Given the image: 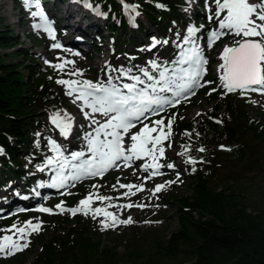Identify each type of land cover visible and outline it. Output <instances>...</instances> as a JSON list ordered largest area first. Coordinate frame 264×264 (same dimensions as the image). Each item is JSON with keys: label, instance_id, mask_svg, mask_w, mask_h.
Listing matches in <instances>:
<instances>
[{"label": "trees", "instance_id": "obj_1", "mask_svg": "<svg viewBox=\"0 0 264 264\" xmlns=\"http://www.w3.org/2000/svg\"><path fill=\"white\" fill-rule=\"evenodd\" d=\"M79 1L92 19L99 18L97 9L103 12L104 29L96 32L95 45L103 43L106 29L115 50L127 53L132 62H147L150 51L140 43L142 38L153 42L150 29L140 20L132 24L126 18L122 0H88L90 6H85L86 0ZM126 1L139 7L148 24L167 41L163 46L174 53L183 46L179 29L193 24L200 29L204 23L192 14L191 0ZM20 43L14 29L0 25V49L14 48V55L24 57L13 62L11 54L0 53V190L8 197L0 212L5 208L4 215L10 216L6 223L0 220V235L33 217L20 213L19 207L36 204L41 192L37 182L45 171L39 173L37 166L46 150L40 143L44 118L38 110L67 115L57 76L40 66L39 56L32 50L22 49L21 53ZM7 58L11 60L6 62ZM220 87L222 84L210 87L214 104L196 115L188 117L191 102H186L162 117L170 119L182 145L181 161L191 191L177 198V229L169 234L156 232L147 245L136 242L120 251L118 245L93 238L97 230L83 219L71 224L74 216L69 213L45 214V223H56L63 229L60 235L49 238L38 235L35 244H41V249L30 264H264V207L245 198L240 182L246 175L264 171V114L250 115L247 100ZM15 184L20 194L26 195L23 202L12 193ZM96 187V183L87 184L67 204L76 208L82 199L97 192Z\"/></svg>", "mask_w": 264, "mask_h": 264}, {"label": "rangeland", "instance_id": "obj_2", "mask_svg": "<svg viewBox=\"0 0 264 264\" xmlns=\"http://www.w3.org/2000/svg\"><path fill=\"white\" fill-rule=\"evenodd\" d=\"M64 1L65 2L62 3V0H39V4L47 19L55 23L52 25L55 36L53 39L44 28V19L40 16L34 17L32 15V12L37 11L35 6H27L25 0H0V25L11 27L15 30L17 35L21 38V43L18 46V49H21V53L23 50H32L39 56L37 57V62L40 66L48 68L51 70V73H55L58 87L62 88L64 94L65 105L63 109L67 114L66 116L64 114L53 115L46 113L43 109L38 110L39 117L44 118V123H42L44 125L40 131L42 138L40 143L46 150V153L37 166V171L39 173L45 171L44 176L40 177L37 182V188H42L44 192L47 184L49 187L52 185L53 191L48 190V192L45 194L43 193L41 195L43 197H41L39 190L37 201L41 202L40 205L37 208L30 206L29 209H23V212H20L23 214L31 213L33 217L28 218L23 224L17 225L18 227H23L26 222L31 221L32 224L39 223L41 228L39 231H31L30 235L25 234L21 243H27L28 246L23 248V250L16 251L11 255L0 253V264H30L35 261L36 254L41 249V244H35L39 237L38 235L43 233L45 238H49L54 234H61L63 229L61 225L56 223H45V214L49 212L41 211V208L53 209L55 213H59V216L69 213L71 216H74L71 224L77 223L78 218L83 219V222L92 224V228L97 230L93 238H101L103 244H108L110 246L118 245L119 250L124 251L127 246H133L136 242L143 246L147 245L156 232L169 234V232L177 229V198L191 193L186 173L184 172L185 165L183 161H181L182 145L178 140L172 124L170 129L171 135L167 140L163 141L162 146L164 149L176 152L177 155L174 159L167 160L166 162H164L162 158L160 164L164 166L161 170L157 171L154 168L145 170L143 166L149 164L147 160L134 158L130 162H125L122 159L111 171L104 172L102 175H89L79 180H69L63 187H58L54 183L60 165L59 163L48 164L47 161L50 158H55L57 161H60V153H62L63 157H68L70 159L71 153L77 151H83L85 153L82 159H88L92 155L88 152L87 131L83 130V125L86 124L83 115H85L86 112L90 113L89 117L100 123H103L107 119L100 113H91L90 108L82 107V101L79 102L73 94L69 95L70 89L68 86L58 81L71 80L82 83L85 80H90L93 82L104 81L106 83L111 78L113 83L123 84L134 83V81L130 79V75H140L141 79L145 80V83H148L147 78L143 76L140 70L150 68L149 70L147 69L148 72L158 77L159 70H163L165 67L168 68L169 73H171L173 68H179L180 65L177 64L176 61L180 59L181 49L187 50L193 46L191 43H185V38L189 36L188 29L198 28L196 24H193L184 25L179 29V38L183 42V46L178 52L174 53V50H167L166 46H163L164 40L158 36L153 26L148 24L143 12L137 9L134 10L133 16L149 27L153 40V42H149L147 38H142L144 41L140 44L145 45L146 49L150 51L148 55L149 58L146 59V63H135L132 62V58L129 59L127 53L122 54L120 51L115 50L113 40L111 37L106 36V29L103 32V43L99 46H97V44L95 45V33L98 28H103L105 22L102 16H100L101 18L91 20V13L87 7L82 6L79 0L72 1L71 7L73 8H71V11L69 5H66V2H69V0ZM190 2L193 7L191 11L192 14L204 21L203 26L195 32L192 40L195 42V45L199 46L201 49L203 57L207 60V64L205 65L206 71L200 79V84L203 86L196 87L194 89V94L189 91L185 96L179 97V101L191 102L186 110L188 117H192L214 104V101L210 99L209 95L210 87L212 85L221 86L222 84L220 77L223 70L220 69L219 66L223 63V50L226 46H233L236 40L241 39V37H237L234 34H226L209 46L210 32L218 28V21L215 18L216 5L214 0H191ZM250 2L255 4L258 3L259 0H250ZM135 5L136 4H133V6ZM69 12H74L81 16L86 25L83 33L90 32L87 34H92L90 47L92 51L90 54L86 51L84 52L78 45L65 46L63 39L68 34V30H66L64 26L66 21H70L69 18H72ZM137 13H139V15H137ZM210 15L213 17L211 20L208 19ZM87 17H89L90 20ZM38 24L41 25V27H35V25ZM59 27H63L62 30ZM57 31L58 35L56 33ZM156 41L159 43L154 44ZM56 43H59L61 47H52V45ZM140 44L138 46H140ZM13 50L14 48L7 50L0 49V53L4 54L7 52L11 54L13 62L18 60L23 61L24 57H17L13 54ZM157 52H160V55H156ZM170 52L173 54H171L169 59H166V55L168 56ZM11 59L7 58L6 62ZM151 61H155L159 64L160 69L153 68L150 63ZM60 64L64 65L62 69L56 67V65ZM184 67H187V65H184ZM121 70H130V73L129 75H124ZM209 81L211 83H207ZM221 88L225 90L223 87H220V89ZM236 92L240 97H243L249 102L248 110L250 115L258 117L260 113L264 114V93L248 91L245 94H241L240 91ZM175 104L176 103L165 106L161 111V115H159L163 117V113L165 111L168 112ZM159 115H149L147 119H142L141 122L136 123V126L132 128L129 133L124 135L123 143L131 146V135L138 132L145 123L149 124L150 127L153 126V121L162 119V117H158ZM54 116L71 125V134H69L68 137H59L57 134L53 133V129L50 128V125L53 123ZM169 122H171L170 119L164 121L165 132L169 131L166 127ZM157 134L158 133H153L154 136ZM56 146L59 147V152L54 150ZM149 147H151V145H149ZM261 160L264 166V153L261 155ZM72 163H78V161H72ZM168 164H173L174 167L169 168L167 167ZM71 171L72 169L70 167H66L64 174L66 176L70 175ZM160 172H165L166 174L160 175L158 178L154 177L153 173ZM39 173L38 175L40 176ZM240 182L245 189L243 191L244 195L247 194L245 198L252 200L255 205L264 207V171L259 170L254 175H250V177L246 175ZM89 183H96L97 186V192L92 193V209L97 207L104 208L108 212L114 213L119 220H126L131 217L132 222L128 224L117 223L115 226L105 228L102 221H105L106 218L103 215L95 216L91 211L87 215L83 212H77L73 215L69 211H61L56 207L57 205H61L64 209L75 208L73 207L75 205L71 206L67 204V202H70L73 198H77L80 190ZM129 184L136 186L142 185L143 187L142 190H137L136 187L131 189L121 187V185ZM160 184H165L166 187L156 192L155 188ZM12 190V193L16 195V200H19V203L26 199L20 194V188L16 184L13 186ZM126 193L127 195H125ZM97 196L108 197L109 199L100 200L97 199ZM7 201L8 197L6 192L0 190V206L2 207L5 205ZM16 203L15 205L18 204ZM128 204H132L133 207H123ZM135 205H143V207H137ZM3 212H5V208L0 212V220L6 223V218L10 216L4 215ZM5 234L13 235L14 230L13 232L3 231L0 236ZM14 238L16 237L14 236Z\"/></svg>", "mask_w": 264, "mask_h": 264}, {"label": "snow or ice", "instance_id": "obj_3", "mask_svg": "<svg viewBox=\"0 0 264 264\" xmlns=\"http://www.w3.org/2000/svg\"><path fill=\"white\" fill-rule=\"evenodd\" d=\"M25 3L29 7H36L37 11L32 12V15L44 19L45 30L54 39L51 24L47 20L39 0H25ZM214 3L216 5L215 18L218 21V28L211 30L209 46L226 34L241 37V39L234 42L233 46H226L223 50V63L219 66L223 70L220 77L222 87L227 92L240 90L241 94L248 91L264 93V0H259L255 4L251 3L250 0H214ZM212 18L211 15L208 17L210 20ZM35 27H41V25L38 24ZM196 31H198L196 28L188 29L189 36L185 38V43H191L193 46L187 50L181 49L180 59L176 61L180 65L179 68H173L169 73L168 68L165 67L163 70H159L160 65L155 61H151V66L159 70L158 77L150 74L147 69L140 70L143 76L147 78L148 83H145L140 75H130V79L134 83L123 84H115L111 78L106 83L90 80H85L82 83L71 80L58 81L68 86L70 89L69 95L75 92L79 93L76 99L82 101V107L90 108L91 113H100L107 118L103 123L93 120L92 122L99 124V126L94 129V134H86L88 152L92 154L90 158L82 159L85 153L77 151L71 153L70 159L63 157V154L60 153V161L55 158H50L47 161L48 164L59 163L60 165L54 182L58 187H63L69 180L75 181L89 175H102L120 159L130 162L134 158L140 159L148 156L151 157V164L144 165L145 170L149 167L157 170L162 167L157 161L158 157L164 156L165 149L162 144L171 135V122L166 126L169 129L168 132L164 131L163 119L153 121L151 127L145 123L138 132L131 135L132 143L129 149H125L123 138L142 119H147L149 115L159 113L165 106L178 103L179 97L185 96L189 91L194 94L196 87L203 86L200 84V79L206 71L207 60L203 57L199 46H196L192 40ZM155 43L159 42L156 41ZM164 43H167V41H164ZM52 47L60 48L61 45L56 43ZM184 65H187V67H184ZM63 66V64L56 65L61 69ZM121 71L124 75L130 73V70ZM85 116H90V113L86 112ZM53 123L61 128L65 136L69 134L70 124L62 123L56 116L53 117ZM153 133L158 134L154 136ZM54 150L59 152V147L56 146ZM203 150L200 149V151ZM72 161H78V163H72ZM189 162L195 163L192 160ZM66 167L72 169L71 174L67 176L64 174ZM167 167L172 168L174 165L168 164ZM121 187L129 189L136 187L137 190H142L143 186L129 184L121 185ZM165 187V184L157 185L155 191L159 192ZM97 199L107 200L109 198L97 196ZM92 200L93 196L89 194L79 202L76 208L64 209L61 205L56 207L61 211H69L73 215L77 212H83L87 215L90 211L95 216L103 215L106 218L105 221H102L105 228L115 226L117 223L128 224L132 222L131 217L126 220H119L114 213L108 212L104 208L92 209ZM135 206L143 207V205ZM123 207L131 208L133 205L128 204ZM40 210L44 212L53 211L49 208H41ZM40 228L39 223L32 224L29 221L23 227L14 224L10 229L3 230L5 232H13L14 230V234L0 236V253L11 255L16 251L23 250L28 246L27 243H21L25 234L30 235L31 231H39Z\"/></svg>", "mask_w": 264, "mask_h": 264}, {"label": "bare ground", "instance_id": "obj_4", "mask_svg": "<svg viewBox=\"0 0 264 264\" xmlns=\"http://www.w3.org/2000/svg\"><path fill=\"white\" fill-rule=\"evenodd\" d=\"M68 5L70 7V11H71V5L72 3L71 2H68ZM73 11V10H72ZM70 13V12H69ZM74 12H71L70 13V17H72L71 19L69 18L70 21H66L65 23V27H66V30H68V34L64 37L63 41H65V43L67 45H71V46H75V45H78L80 46V48L85 52L87 53H91V35L92 34H87V33H90V32H87V33H83L85 28H86V25L85 23L83 22L82 18L80 15L78 14H73ZM89 20L90 18L87 17ZM84 24V25H83ZM74 97L76 98V96L79 95L78 92H75L73 93ZM79 102H81L80 100H78ZM83 118L84 120L86 121V124L83 125V130L87 131V133H93L94 134V129H96L99 124H96V123H93L92 121L94 119L90 118L89 116L86 117L85 115H83ZM124 147H126V149H129L130 146H128L127 144L124 143ZM159 147V146H157ZM177 155L176 152H172L168 149H165L164 151V156L163 157H158V163L160 164L162 158L164 160V162H166L167 160H171V159H174V157ZM140 159H143V160H147L149 162V164H151V157H148V156H145V157H141ZM118 164L120 163V160H118L117 162ZM164 165H162L163 167ZM161 167V168H162ZM151 168V167H149ZM161 168H159L157 171L161 170ZM166 174L165 172H160V173H157L154 175V177H159L160 175H164ZM49 191H53V187L52 185H50V187L46 184V189L44 190L43 192V189L41 190V194L40 196L46 192ZM43 197V196H41Z\"/></svg>", "mask_w": 264, "mask_h": 264}, {"label": "water", "instance_id": "obj_5", "mask_svg": "<svg viewBox=\"0 0 264 264\" xmlns=\"http://www.w3.org/2000/svg\"><path fill=\"white\" fill-rule=\"evenodd\" d=\"M237 91H240V90H237Z\"/></svg>", "mask_w": 264, "mask_h": 264}]
</instances>
